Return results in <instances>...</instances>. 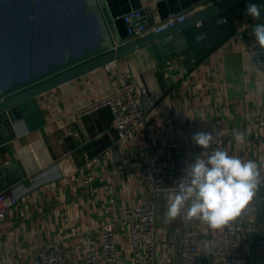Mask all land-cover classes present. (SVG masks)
Returning <instances> with one entry per match:
<instances>
[{
	"label": "crops",
	"instance_id": "crops-1",
	"mask_svg": "<svg viewBox=\"0 0 264 264\" xmlns=\"http://www.w3.org/2000/svg\"><path fill=\"white\" fill-rule=\"evenodd\" d=\"M213 1L102 0L117 44L131 42L120 17L132 9L149 8L147 22L154 24L170 14L198 12ZM250 3L262 6L259 19L246 14ZM198 23L184 30L183 54L169 59L159 55L158 60L150 45L141 47L39 95L29 123H12L15 136L9 142L1 144L0 131V184H6L0 187L13 189L18 199L0 224V264H33L38 247L52 248L57 242L69 252L84 254L87 231H98L117 221L124 207L146 201L156 208L158 259L174 262L177 253L170 242L178 234V218L165 222L169 192L152 193L144 186L143 158L170 164L169 144L177 142L186 162L194 160L202 149L191 138L208 132L211 121L220 124L233 155L256 161L264 171V123L259 115L264 69L254 65L249 52L254 25L264 24V0H244L225 17L217 14ZM201 35L205 38L197 40ZM122 73L147 87L141 99L145 120L123 142L111 128L108 107L77 116L80 109L118 91ZM233 130L246 134L245 144L235 142ZM251 216L264 230L263 187L236 220L244 223ZM191 222L200 257L206 264H226L222 230ZM118 232L121 253L128 256L124 229ZM240 241L242 264H264V247L254 251L249 235Z\"/></svg>",
	"mask_w": 264,
	"mask_h": 264
},
{
	"label": "built area",
	"instance_id": "built-area-1",
	"mask_svg": "<svg viewBox=\"0 0 264 264\" xmlns=\"http://www.w3.org/2000/svg\"><path fill=\"white\" fill-rule=\"evenodd\" d=\"M215 1L220 0H214L212 3ZM195 12L196 10L170 14L154 24L147 22L151 17L149 8L132 9L120 18L125 26L127 40L134 41L151 34L161 33L185 21ZM249 52L254 65L264 69V49L258 45L256 40ZM165 65L169 67L170 62H166ZM120 81L118 91L80 109L77 111V116L108 107L112 114L111 128L116 132L117 140L123 142L145 120L141 99L147 95V87L123 73ZM259 115L264 123V104L259 110ZM208 132H211L214 137L208 152L219 148L233 155L225 143V133L217 121L209 123ZM169 148L173 155L170 164L152 161L148 157L143 158L141 179L144 186L152 193L175 190L176 182L184 175L186 159L183 146L180 143L171 142ZM261 175L264 177L263 170H261ZM260 187L264 188V181ZM17 204V194L13 189L7 187L0 190V224L7 220ZM155 217L156 208L151 201L124 207L117 221L101 225L98 231L86 232L84 254L69 252L62 242H57L52 248L38 247L33 264H206L199 255L197 235L192 222L183 218H178V234L170 242L176 250L177 257L174 262L171 260L161 262L157 255ZM118 228L124 229L127 237L128 256H123L121 253V232H118ZM221 230L226 245V264H242L240 238L243 235L253 237L254 251L259 253L264 247V230L253 216L244 223L237 222L235 219Z\"/></svg>",
	"mask_w": 264,
	"mask_h": 264
},
{
	"label": "water",
	"instance_id": "water-1",
	"mask_svg": "<svg viewBox=\"0 0 264 264\" xmlns=\"http://www.w3.org/2000/svg\"><path fill=\"white\" fill-rule=\"evenodd\" d=\"M37 1L29 0L28 3L29 39L23 71L8 81L1 79L0 74V131L4 135L1 144L14 138L12 123L21 120L29 123L30 114L34 113L35 99L39 95L98 68L108 66L144 46L150 45L158 60H161L159 55L165 54L167 56L165 59L175 58L185 52L184 30L186 28L217 14L225 17L229 8L244 0L215 1L185 21L175 24L161 33L151 34L126 44H117V36L110 24L102 0H80V13L84 16V20H90L94 29V32L91 33L94 34V41L84 43L76 50V47H73L72 50L69 49L72 45L69 40L70 18L68 14L70 5L69 0H64L65 42L63 53L59 58L44 61L39 65H36L37 60L34 61L33 55V16ZM169 36L172 37L167 39ZM3 185L6 184L2 181L0 186ZM5 188L7 187H0V190Z\"/></svg>",
	"mask_w": 264,
	"mask_h": 264
},
{
	"label": "clouds",
	"instance_id": "clouds-1",
	"mask_svg": "<svg viewBox=\"0 0 264 264\" xmlns=\"http://www.w3.org/2000/svg\"><path fill=\"white\" fill-rule=\"evenodd\" d=\"M261 7L250 3L246 14L253 19L261 16ZM253 33L258 45L264 49V24H256ZM203 35L197 40L204 39ZM238 145L246 142V134L233 130ZM192 141L202 152L186 162L183 177L167 195L164 220L170 223L177 218L199 221L212 230H220L239 217L257 196L264 177L259 164L243 160L219 148L211 152L214 137L211 132H197Z\"/></svg>",
	"mask_w": 264,
	"mask_h": 264
},
{
	"label": "rangeland",
	"instance_id": "rangeland-1",
	"mask_svg": "<svg viewBox=\"0 0 264 264\" xmlns=\"http://www.w3.org/2000/svg\"><path fill=\"white\" fill-rule=\"evenodd\" d=\"M28 3L29 0H0V74L5 81L20 75L26 63L29 39ZM69 5V40L72 44L69 49L76 47V50L94 39V34H91L94 29L90 20H84L80 13V0H69ZM35 6L33 55L34 61L37 60L36 65H39L59 58L63 53L64 0H38Z\"/></svg>",
	"mask_w": 264,
	"mask_h": 264
}]
</instances>
